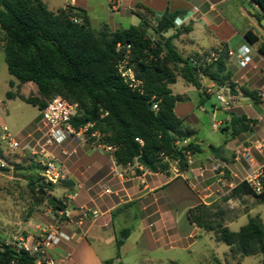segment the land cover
<instances>
[{
    "label": "crops",
    "instance_id": "crops-1",
    "mask_svg": "<svg viewBox=\"0 0 264 264\" xmlns=\"http://www.w3.org/2000/svg\"><path fill=\"white\" fill-rule=\"evenodd\" d=\"M104 1L105 20L94 29L92 16L97 5L93 0H43L52 12L67 7L85 10L95 31H100L104 25L111 31L123 30L125 21L131 22V16L139 18L136 15L138 10H147L153 25L166 12L175 13L177 18L184 19V24L165 33V39L188 60L224 47L230 56L228 71L231 73L230 82L236 85L237 95L231 94L227 86L219 87L204 77L200 79L201 89L186 83L181 77L170 85L173 95L185 98L176 104L175 114L186 127L195 131L194 140L203 148L200 154L192 155L193 163L185 170L172 163L167 173L143 171V167L139 168L136 162L117 165L106 153L89 147L77 138L65 143L67 156L62 157L57 150V156L68 171L65 185L69 194L61 201L67 206L65 211L69 222L60 221L58 233L49 248L56 264H104L106 261L123 264V257L119 254H127L132 249L142 252V255H151L148 259H141V264H178L177 257L191 252L198 243L197 239L206 233L188 220L189 209L199 204H231L230 209L235 216L225 222L229 228L245 219L248 222L249 217L258 216L264 223L263 217L256 211L264 203L251 195H240L223 203L238 185L264 164V55L258 50L262 43L264 12L251 0ZM191 11L195 13L188 16ZM248 31L259 38L258 43L251 44L245 39ZM243 49L249 50L251 57L250 64L245 67L237 59ZM180 80L183 84L176 89ZM11 81L15 86L19 85L17 80ZM30 85L35 84L21 86L23 96L27 97L24 89ZM211 86H215L214 92L224 90V94L232 95L233 105L229 110H219L221 106L215 95L207 91ZM242 87L256 91L260 102L253 103L244 97L240 92ZM202 92L214 97V101L209 102L215 105L216 113L200 105ZM1 106L0 103V111H5ZM223 111L236 116L244 115L254 121L252 131L230 139L229 133L214 129L215 122H220L222 127L228 121L229 117ZM221 115L224 117L219 118ZM206 122L211 130L207 129ZM29 131L22 135V141L33 137ZM182 207L192 227L190 234L186 232L185 221L178 215V208ZM82 209L98 210L101 216L94 222L78 224L77 215ZM49 212L52 213L51 210ZM55 214L54 221L48 214L35 211L28 223L33 228L25 238L40 233L38 228L43 223L53 221L47 227L54 226L61 218L58 212ZM132 239L136 246H130ZM210 239L215 247L218 240L214 234ZM119 242L122 243L118 248ZM225 255L226 262H229L230 252ZM206 256L207 262L216 259L223 264L215 256L213 248L206 251Z\"/></svg>",
    "mask_w": 264,
    "mask_h": 264
},
{
    "label": "trees",
    "instance_id": "trees-1",
    "mask_svg": "<svg viewBox=\"0 0 264 264\" xmlns=\"http://www.w3.org/2000/svg\"><path fill=\"white\" fill-rule=\"evenodd\" d=\"M251 1L264 12V0ZM136 15L141 19L140 26L111 31L104 25L100 31H95L87 12L82 9L67 7L52 12L43 0H0V30L4 34L3 52L8 72L19 82V89L33 83L38 91V97H25L11 91L6 96L8 99L18 97L40 111L55 96L78 104L79 116L73 125L80 127L96 122V129L107 134L109 142L117 148L114 154L117 165L136 162L149 172L167 173L170 162L177 161L180 170H185L187 154H200L203 148L194 141L195 131L186 127L175 114L176 104L185 98L173 95L170 85L181 77L201 89L200 79L204 77L219 87L227 86L231 94L237 95L228 71L230 56L223 47L214 65L194 66L164 37L175 28L177 14L161 15L152 27L155 38L148 35L150 15L138 12ZM245 39L251 44L259 42L251 31L245 34ZM119 44L131 46V65L142 82L140 90L125 84L118 72L117 65L125 53V49H118ZM258 50L264 55V44H260ZM13 85L11 81L9 86ZM240 92L253 103L261 100L256 91L242 87ZM210 97L202 92L200 105L205 106ZM154 103L158 110H153ZM212 106L215 108L214 104ZM223 112L229 119L220 130L229 133L230 139L252 131L254 121L244 115ZM105 113L107 115L101 118ZM185 141L187 143L183 144ZM210 148L214 150L213 146ZM29 169L41 171L37 165ZM18 171L14 170L19 175ZM0 172L10 171L0 167ZM27 181L37 206L47 203L54 213L66 210V204L50 194L55 187L50 186L48 192L41 181L30 178ZM240 195H251L264 203V192L253 193L246 182L238 185L223 203ZM187 215L191 224L203 232L213 233L218 241L226 244L230 257L238 259L237 263L244 257L261 256L258 264H264V223L258 216L249 217L247 224L235 232L225 225L226 212L219 203L199 204L189 209ZM13 262L35 264L34 258L24 251L15 253L10 247L0 251V264ZM216 262L221 264L219 260ZM104 264H113V261Z\"/></svg>",
    "mask_w": 264,
    "mask_h": 264
},
{
    "label": "rangeland",
    "instance_id": "rangeland-1",
    "mask_svg": "<svg viewBox=\"0 0 264 264\" xmlns=\"http://www.w3.org/2000/svg\"><path fill=\"white\" fill-rule=\"evenodd\" d=\"M93 2H95V5H97L96 13L92 16L93 27L95 29L101 22H104L105 20V1L93 0ZM138 13L147 16L150 15L147 10H138ZM131 25L140 26L141 19L131 16V22L125 21L123 27L128 29L131 27ZM153 26V23L150 21L148 35L155 38L152 30ZM262 33L264 34V29H262ZM263 34L260 37L262 41L261 44H264ZM3 47L4 34L0 30V103L2 105L1 108L5 109V111H2L1 109L0 116L2 122L9 128L10 133L20 143V147L17 150H6L0 148V157L5 165V168L10 171L5 173L0 172V242L3 244H10L15 240L19 238H25L30 234L32 230L31 228H33V226L29 225L28 223L31 221L32 215L35 211H38L43 215L48 214L49 217H53L54 221L56 214L51 210L47 203H43L40 206L36 205V198L28 185L27 178L41 181V171L29 169L30 166L37 165L36 159L32 152L33 148L35 147L34 145L37 143L36 141L40 140L43 135L42 131L40 130L43 125L41 111L37 107L25 103L18 97L12 99L7 98V92L11 91L13 94H19L21 93V88L19 89L18 86H15V84L12 87L9 86L10 81L16 79L8 72L4 59ZM182 84L183 81L180 80L178 85H176V89L180 88ZM223 92L225 91L223 90ZM24 94L27 97H38L37 87L35 85L26 87L24 89ZM210 100L214 101V97L211 96ZM223 117L224 115L219 116V118ZM206 125L207 129L211 130L210 124H207L206 122ZM27 130H31L29 132L33 133V137L22 141V135L26 133ZM61 156L65 157L67 155L61 154ZM15 169L19 170V175L17 174L14 176ZM18 176H23L24 178L22 179ZM46 190L48 191L49 189ZM50 194L59 200H65V196L69 194V189L66 187L64 182L57 186L54 189V192ZM220 204L226 212L225 222L227 220H231L235 216L234 211L230 209V206L232 205L222 203ZM50 210L52 213L49 212ZM184 211V207L178 208V215L182 217L183 222L185 221L186 232L187 234H190L192 232V227L190 226L188 220H186ZM256 211L261 214L264 220V205L258 207ZM212 213H215V211H212ZM51 222L43 223V227L41 226V228H46ZM246 223L247 219L243 220L242 222L233 223L230 226V229L237 232L239 231L240 227ZM39 232L41 231L39 230ZM34 237L36 240H39L40 233ZM212 237L213 234L209 232L202 233V236L197 239V245L194 247V249H191L192 253H183L177 257L179 260L178 264H217L216 259L212 261L209 260V262H207L206 251L212 248L215 250V256L221 259L223 264H238V259L233 258H230L229 262H226L225 254L228 253L229 247L221 241L215 243V247L212 246L213 243L210 239ZM130 244V246H136L134 244V239L131 240ZM141 253L142 252L138 253L136 249H132L127 254L120 253L119 256L123 257V264H141V259H148L151 256L149 253H144L143 255ZM260 258V256L245 257L241 264H257ZM146 261L148 262V260Z\"/></svg>",
    "mask_w": 264,
    "mask_h": 264
},
{
    "label": "built area",
    "instance_id": "built-area-1",
    "mask_svg": "<svg viewBox=\"0 0 264 264\" xmlns=\"http://www.w3.org/2000/svg\"><path fill=\"white\" fill-rule=\"evenodd\" d=\"M195 12L191 11L188 16H192ZM184 19L178 17L175 21L176 26H182ZM119 50L125 49L123 58L119 61L117 68L118 72L130 88L139 89L142 82L137 78L134 68L131 65L132 52L131 46L118 45ZM222 48L210 51L200 56H194L189 59V62L198 67H208L214 65L220 58ZM239 63L245 67L251 62L249 50L243 49L237 55ZM215 86L207 89L209 94H214L217 102L220 104L222 110H229L233 105V97L230 94L214 92ZM153 110H158L156 103L152 106ZM107 113L101 116L103 118ZM79 116L78 104L71 103L61 96H55L46 102V106L41 110L42 119V138L34 145L33 155L36 163L41 168V183L48 189L50 186L57 187L67 181L68 171L63 161L57 156L56 151L61 150L62 155H66L64 150L65 143L73 138L80 139L89 144L93 149L106 153L112 160L117 150L116 146L112 145L108 140V135L96 129V122H88L83 126L75 127L73 121ZM221 123L215 122L214 129H220ZM187 141L184 142L186 144ZM20 143L10 133L9 128L0 121V148L6 150H17ZM165 158L164 154H161ZM165 160H168L165 158ZM176 164L177 161H171L170 165ZM188 165L193 163L192 155L187 154ZM139 168L140 166L136 163ZM0 167H5L0 157ZM141 170L147 171L144 168ZM251 188L252 192L261 195L264 192V164L259 166L250 174L244 181ZM109 192V191H107ZM61 217L58 222L51 227L38 228L40 230V238L36 240L35 237L20 238L10 244H3L0 242V251L6 247H10L12 251L19 253L24 251L34 258L35 264H56L49 253V248L53 237L56 236L59 229L60 221L69 222V217L66 211H58ZM101 216L98 210L82 209L78 212V224L87 222H94ZM14 264V262L12 263Z\"/></svg>",
    "mask_w": 264,
    "mask_h": 264
},
{
    "label": "water",
    "instance_id": "water-1",
    "mask_svg": "<svg viewBox=\"0 0 264 264\" xmlns=\"http://www.w3.org/2000/svg\"><path fill=\"white\" fill-rule=\"evenodd\" d=\"M259 7V6H258ZM260 8V7H259ZM262 24V26L264 27V21L261 23ZM206 108L209 110V111H211L212 113H216V109L212 106V104L210 103V102H207L206 103ZM219 111V110H218ZM220 113H221V111H219ZM194 141H196V140H194ZM17 174L14 172V176H16ZM18 177H20V178H24L23 176H18ZM39 193L40 194H43V192L42 191H39ZM47 198H49V196H47ZM15 252V251H14ZM16 253V252H15Z\"/></svg>",
    "mask_w": 264,
    "mask_h": 264
}]
</instances>
